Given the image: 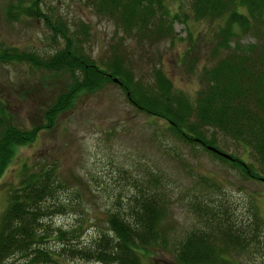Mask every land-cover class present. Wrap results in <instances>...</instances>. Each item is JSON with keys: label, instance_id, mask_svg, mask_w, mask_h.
Wrapping results in <instances>:
<instances>
[{"label": "trees", "instance_id": "1", "mask_svg": "<svg viewBox=\"0 0 264 264\" xmlns=\"http://www.w3.org/2000/svg\"><path fill=\"white\" fill-rule=\"evenodd\" d=\"M40 1L30 0L32 13L41 14ZM85 1L97 14L114 19L128 31L151 28L167 36L173 35L172 24L178 18L177 10L168 3L185 0ZM186 1L190 13L185 19L187 27L191 20L215 25L211 40L218 55L215 63L203 67L201 86L193 98L176 91L160 68L154 69L151 82H143L134 78L119 55L110 61L93 59L84 49L89 34L85 21L71 28L60 18L53 22L45 17L56 37L64 40L63 47L47 55L34 49L0 48V63L28 64L70 79L45 107L42 120L29 127L16 123L0 101V177L18 146L34 141L40 130L52 128L80 93L98 90L116 77L134 105L166 121L164 128L176 141L198 144L245 175L259 178L253 166H264V0ZM188 33L192 36L190 29ZM248 33L256 40L241 42ZM187 52L190 57L192 48ZM216 130L247 148L251 161L232 153V158H227L209 149L207 145L222 150ZM18 172L0 217V264H75L77 260L145 264L147 251L166 241L163 219L172 190L163 174H157V184L152 176L145 177L144 184L135 180V191L125 200L119 194L113 207L106 209L107 229L96 231L85 242L79 240L81 225L63 227L54 222L57 215L81 206V200L76 199L78 190L68 189L57 164L24 162ZM208 180L205 176L199 180L204 187L200 186L190 204L198 221L176 245L174 255L179 264H229L230 253L262 247L259 218L250 227L232 218L226 205L207 202L203 188L211 186Z\"/></svg>", "mask_w": 264, "mask_h": 264}, {"label": "rangeland", "instance_id": "2", "mask_svg": "<svg viewBox=\"0 0 264 264\" xmlns=\"http://www.w3.org/2000/svg\"><path fill=\"white\" fill-rule=\"evenodd\" d=\"M168 4L177 10L178 18L172 24L173 35L162 36L151 28L128 31L114 19L97 14L85 0H41L38 15L29 8L30 0H0V48L34 49L47 55L63 47L64 40L56 37L45 17L53 22L60 18L71 28L85 21L89 34L84 49L93 59L110 61L119 55L134 78L143 82H151L154 69L160 68L176 91L193 98L201 86L203 67L218 58L211 40L215 25L191 20L187 27V1ZM77 33L82 35L79 30ZM240 39L243 43L256 40L250 33ZM69 83L63 74L50 75L28 64L0 63V101L22 126L41 121L45 107ZM164 127L166 121L134 105L114 80L98 90L80 93L52 128L40 130L34 141L18 146L0 177V217L24 162L56 163L68 189L78 190L76 199L81 200V206L57 215L54 222L63 227L81 225L79 240L85 242L96 231L107 229L106 209L113 207L119 194L127 199L136 189L135 180L144 184V178L152 176L157 184V174H163L172 190L163 219L166 241L150 248L144 261L179 264L174 255L176 245L185 231L197 224L190 204L200 186L204 187L199 180L205 176L212 186L203 188L207 202L226 205L232 218L250 227L259 218L260 250L232 252L228 263L264 264V180L260 178L264 166L254 163L251 167L259 178L247 176L198 144L176 141ZM215 134L222 150L251 161L247 148L218 130ZM75 264L95 263L77 260Z\"/></svg>", "mask_w": 264, "mask_h": 264}, {"label": "water", "instance_id": "3", "mask_svg": "<svg viewBox=\"0 0 264 264\" xmlns=\"http://www.w3.org/2000/svg\"><path fill=\"white\" fill-rule=\"evenodd\" d=\"M113 80H114V81H118V78L114 77ZM207 147H208L209 149L215 151L216 153H218V154L224 156V157L232 158V156H231L229 153H227V152H225V151H222V150L216 148L215 146L207 145ZM261 179L264 180L263 177H261Z\"/></svg>", "mask_w": 264, "mask_h": 264}]
</instances>
